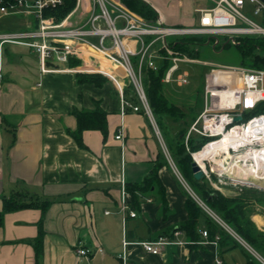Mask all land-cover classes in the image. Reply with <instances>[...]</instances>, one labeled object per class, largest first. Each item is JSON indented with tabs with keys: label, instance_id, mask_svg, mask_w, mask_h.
I'll return each mask as SVG.
<instances>
[{
	"label": "crops",
	"instance_id": "obj_1",
	"mask_svg": "<svg viewBox=\"0 0 264 264\" xmlns=\"http://www.w3.org/2000/svg\"><path fill=\"white\" fill-rule=\"evenodd\" d=\"M145 1L165 17L151 0ZM90 2L82 0L85 10ZM37 26L29 13L0 12V32ZM81 48V58L50 64L55 69L44 71L39 54L27 42L0 40V209L3 199L16 192L50 199L45 210L28 207L5 214L0 264H217V259L230 264L226 258L238 249L243 256L239 264H246L241 248L221 249L203 235L208 229L205 217L196 242L179 228L189 218L190 192L169 163L151 119L142 112L122 113L121 91L132 93L124 69L85 45ZM77 60L81 63L71 64ZM86 74L104 80L101 85L81 80ZM97 106L108 111V131L87 129L80 145L72 135L75 111ZM121 127L124 140L115 138ZM257 224L264 228V222ZM175 229L181 230L175 237L179 243L161 254L139 243ZM125 240L130 242L126 247ZM78 247L92 254L81 256Z\"/></svg>",
	"mask_w": 264,
	"mask_h": 264
},
{
	"label": "built area",
	"instance_id": "obj_2",
	"mask_svg": "<svg viewBox=\"0 0 264 264\" xmlns=\"http://www.w3.org/2000/svg\"><path fill=\"white\" fill-rule=\"evenodd\" d=\"M64 1L0 0L1 14L29 13L38 22L35 28L0 32L1 43L27 42L39 54L44 71L55 69L54 66L50 67V64L58 65L68 63L73 57L81 58L82 45L99 52L111 63L122 67L132 89L130 96L125 93L124 89L121 91L122 113L125 115L129 110L142 112L151 119L162 140L165 155L182 184L209 214L216 220L221 219L193 191L164 143L146 93L144 70L149 68L158 71L161 65L167 62L168 68L163 82L176 83L179 86L188 84L190 71L187 66L208 63L202 58H194L187 52H181L177 46H189L195 50L205 45L212 46L214 49L222 46L223 50L225 41L237 45L243 37L264 38V1L206 0L208 2L206 6L196 8L198 24L190 26L169 25L165 17L156 9L158 16L154 19H147L131 10L122 0H91L87 10L84 9L82 0H78L77 6L60 21L55 16L46 14L48 9L56 8ZM247 1L254 5V17L245 13ZM187 36H206L208 40L204 42L205 44L183 42V38ZM132 57L138 58L136 66ZM229 68V81H222L217 76L216 71L219 72V70H213L206 75L203 91L204 108L191 125L187 140L193 135L210 137L211 139L197 151L202 152L210 144L222 140L225 134L232 132L235 135L238 134L235 136L238 139L234 137L227 151L221 150L213 156L203 157V164L199 165L206 176L211 173L219 177L228 175L239 183L241 180L237 173L242 172L233 165L236 157L258 152L264 158V112L247 117V113L264 103V69L237 66H229ZM3 76L4 73L0 69V84ZM237 116L241 117L238 121L235 119ZM125 137L124 127L119 128L115 138L124 140ZM197 152H193L195 160ZM219 159L228 160L224 170L218 167L217 160ZM210 160H213L214 164H208ZM252 164L255 162L248 163L246 168L249 169V165ZM130 213L132 216L137 215L135 211H130ZM222 223L236 238L243 241L231 227L224 221ZM202 233L208 237L207 230H203ZM180 234L181 230L175 229L171 235L163 234L157 239L139 243L146 251L161 254L168 245L179 243L175 237ZM214 241L217 242V240ZM129 243L125 240L124 246L126 247ZM97 251L102 252L103 249L98 248ZM77 252L85 257H90L92 254L90 249L83 247H78ZM256 255L264 263V258L259 253ZM120 257H125V250ZM217 264H223V261L217 259Z\"/></svg>",
	"mask_w": 264,
	"mask_h": 264
},
{
	"label": "trees",
	"instance_id": "obj_3",
	"mask_svg": "<svg viewBox=\"0 0 264 264\" xmlns=\"http://www.w3.org/2000/svg\"><path fill=\"white\" fill-rule=\"evenodd\" d=\"M122 1L131 10L147 19H154L158 16L156 10L145 0ZM77 4L78 0H65L62 5L48 9L46 14L48 16H55L56 19L60 21L65 18ZM206 40V36H187L183 38V42L187 43L200 42L202 44ZM230 45V42L225 41L224 49L230 48ZM235 46L242 56L241 63L248 67L264 69V38L243 37L240 43ZM177 49L187 52L191 56H200L198 51L191 49L189 46L178 45ZM216 50L218 52L223 51L222 46L216 47ZM80 63L81 60L71 62V64ZM167 68V62H164L158 71L147 68L144 75V84L150 106L174 161L185 179L204 202L264 258V232L258 231L257 227H255L254 223L249 219L247 216V210L249 208L244 203L254 200L264 202V190L261 191L256 187L242 185L244 186L242 191L235 195L226 196L220 192L214 191L206 175L201 180L194 178L192 170V163L194 161L193 152L199 151L203 145L211 139L210 137L193 135L187 140V133L191 127L190 125L198 118L204 108L203 92L199 90L197 94L193 96H184L177 93L172 88L173 84L163 82ZM84 76L85 77L81 80H90L99 85H101L104 80L102 77H100V81L96 80L95 74H86ZM262 112H264V103L259 104L257 108L247 113V117ZM75 115L77 118V128L72 135L78 144H83V132L87 129H98L103 133H107L108 111L100 106L91 110H76ZM166 118L180 125L174 139L170 134L169 126L167 127ZM166 162L167 160L165 163ZM159 164L160 163H157L151 175V186L153 185V180L158 176L157 171ZM211 174L214 176V173ZM188 179H190V181ZM49 203L50 199L47 198L41 200L32 195H27L25 198V193H13L10 197L3 199V206L0 209V226L4 222V217L7 212L28 207H37L45 210ZM187 205L189 209V218L184 221L179 228L185 231L191 242H196L200 239V219L201 217H205L208 226V238L217 240L221 249L226 248L227 250L239 247L246 256V264H264L239 239L227 230V228L209 214L190 194ZM216 236H218V238ZM42 238L43 233L41 231L40 236L35 242L37 252L41 250Z\"/></svg>",
	"mask_w": 264,
	"mask_h": 264
},
{
	"label": "rangeland",
	"instance_id": "obj_4",
	"mask_svg": "<svg viewBox=\"0 0 264 264\" xmlns=\"http://www.w3.org/2000/svg\"><path fill=\"white\" fill-rule=\"evenodd\" d=\"M151 1L162 10V12L165 15L167 24L174 25L177 23H180V24L182 23L184 26L197 25L198 20L194 21V18H198V13L195 12V8L197 6L198 7L205 6V4H206V0H197V3H195L194 0H182L183 1L182 5L179 4L180 0H151ZM253 10H254V5L251 4L249 1H247L245 13L248 16L254 17ZM206 38L208 40V37H206ZM206 41H205V43H206ZM193 50H195V49H193ZM195 51H198L200 53V56H198V58H202L203 61H205L208 64H205V65H188L187 68L190 71L189 83L185 84L183 86H179L176 83H174L172 85V88L177 93H180L181 95H184V96L196 95L199 90H202V92H203L204 86L206 84L205 77L208 73H211L213 70H219V72L216 71V73H217V76L220 77L222 81L223 80L229 81V79H230V74L228 73L230 71L229 66L252 68V67H248V66L244 65L243 63H241L242 56H241L240 52L238 51V48L234 44H231L230 48L224 49L221 52H218L212 46H206V45H205V47L201 46L199 49H196ZM181 52H182V50H181ZM192 57L195 58L196 56H192ZM132 61H133L134 65L136 66L138 63V58L132 57ZM165 120L167 123V127L169 126V128H170L169 129L170 134L172 135V137L174 139L176 137V132L180 128V125H178L177 123H174L169 118H166ZM211 163L214 164L213 160H210L208 162V164H211ZM237 174H239V173H237ZM206 177H207L209 183L211 184V186L213 187L214 191L220 192L226 196L231 195L230 194L231 192H234L235 194L239 193L240 191H242L244 189V186L256 187V186H251V185H248L245 183L242 184L241 178H240L241 182L238 183L233 178H230L228 175L223 176V177H219L216 174H214V176L212 174H210L209 176H206ZM188 180L190 181V179H188ZM242 185H244V186H242ZM256 188H259V187H256ZM259 189L261 191L264 190L263 188H259ZM244 203L249 208L247 210L248 215L247 214L246 215L249 217V219H251V221L254 223L255 227H257L258 231L264 232V228H261L257 224V220L264 222V202L254 200V201H248V202H244ZM255 216H258L257 220H255ZM217 219H218L217 221L223 225V223H222L223 220H221L219 218H217ZM241 242L244 243V245L250 251H252V253L254 255H256V253H258L245 240H243ZM242 257H243L242 251L240 249H238V250L232 252L231 254H229L228 258H226V259H227L228 263H230V264H239ZM229 258H230V260H229ZM233 258H235L237 260L236 263L233 261ZM259 259L261 260V258H259Z\"/></svg>",
	"mask_w": 264,
	"mask_h": 264
},
{
	"label": "bare ground",
	"instance_id": "obj_5",
	"mask_svg": "<svg viewBox=\"0 0 264 264\" xmlns=\"http://www.w3.org/2000/svg\"><path fill=\"white\" fill-rule=\"evenodd\" d=\"M238 136V134L228 133L225 134L224 138L218 142L210 144L204 151L195 153V158L199 164H203V157L213 156L214 153H218L221 150H226L229 147V143L234 141V137ZM237 140L238 138L235 137ZM219 150V151H218ZM237 159L233 161V165L238 167L242 172L240 174V178L242 179H252L255 182L261 183L264 185V158L262 154L256 152L254 154H244L236 157ZM218 167L221 170H224L226 167V163L228 160L226 159H219L217 160ZM250 162H255V164L249 165V169L246 168V165Z\"/></svg>",
	"mask_w": 264,
	"mask_h": 264
},
{
	"label": "water",
	"instance_id": "obj_6",
	"mask_svg": "<svg viewBox=\"0 0 264 264\" xmlns=\"http://www.w3.org/2000/svg\"><path fill=\"white\" fill-rule=\"evenodd\" d=\"M235 119L238 121V120L241 119V117L237 116ZM192 170H193L194 178L197 179V180H201L205 176L204 171L202 170L201 166L199 165V163L195 159H194V161L192 163ZM241 180L245 184H248V185H251V186H256V187L264 189V185L263 184L258 183L257 181L255 182L252 179H241Z\"/></svg>",
	"mask_w": 264,
	"mask_h": 264
}]
</instances>
